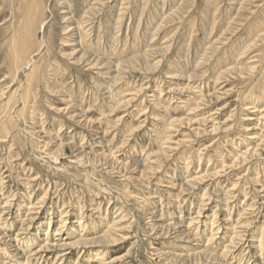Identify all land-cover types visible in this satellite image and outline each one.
Returning a JSON list of instances; mask_svg holds the SVG:
<instances>
[{"label":"rangeland","instance_id":"obj_1","mask_svg":"<svg viewBox=\"0 0 264 264\" xmlns=\"http://www.w3.org/2000/svg\"><path fill=\"white\" fill-rule=\"evenodd\" d=\"M0 220V264H264V0H0Z\"/></svg>","mask_w":264,"mask_h":264},{"label":"bare ground","instance_id":"obj_2","mask_svg":"<svg viewBox=\"0 0 264 264\" xmlns=\"http://www.w3.org/2000/svg\"><path fill=\"white\" fill-rule=\"evenodd\" d=\"M40 2V1H39ZM29 3V2H28ZM20 4H22V3H20ZM44 6V5H43ZM28 7H30V6H28ZM31 8V7H30ZM25 9H26V7H25ZM32 9H34V12H31V14H28L27 13V15L25 16L26 17V19H25V21H24V23L21 25V27L19 28V33L21 34V33H23L24 31L25 32H27V31H30V26H31V24H32V22L36 19V17H37V13L39 14L40 13V7H39V5H38V2H36L35 3V6H34V8H32ZM28 10V9H27ZM33 11V10H32ZM28 12V11H27ZM44 14V13H43ZM35 15V16H34ZM37 20V19H36ZM43 20V19H42ZM43 22V21H42ZM42 26V25H41ZM35 27V26H34ZM38 28V27H37ZM37 31V30H36ZM32 33H34V32H32ZM18 36V35H17ZM22 36V35H21ZM28 36H29V34H28ZM48 38H50V37H48ZM22 39H24L23 37H21V41H22ZM20 41V42H21ZM34 42V41H33ZM32 42V43H33ZM49 42V41H48ZM27 43V42H26ZM35 44V43H34ZM51 44V43H50ZM19 45H20V43L18 42V43H16L15 44V48L16 47H19ZM36 49V48H35ZM17 50H19V49H16L15 50V52H17ZM25 50V49H24ZM18 53V52H17ZM16 53V54H17ZM20 53H21V51H20ZM22 55V54H21ZM15 56V55H14ZM23 57V56H22ZM22 57H20V58H22ZM17 59H19V58H17ZM28 59V58H27ZM26 59V60H27ZM32 65V64H31ZM35 70V69H34ZM30 74V73H29ZM34 76H35V74H33ZM32 79H33V76L31 77ZM30 78V79H31ZM32 79H31V82H32ZM33 81H34V79H33ZM31 84V83H30ZM28 91V90H27ZM29 95V94H28ZM27 97V96H26ZM24 99V98H23ZM26 100V98L24 99V101ZM28 100V99H27ZM23 101V102H24ZM9 104V103H8ZM25 105V104H24ZM27 106V105H26ZM9 128V127H8ZM258 200V199H257ZM10 202V201H9ZM9 210V209H8ZM4 214V213H3ZM3 216V215H2ZM13 216H15V215H13ZM26 217V216H25ZM34 217V216H33ZM9 218V217H8ZM30 220V219H29ZM0 221H2V220H0ZM61 224V223H60ZM0 240H1V237H0ZM80 243H84V244H89V243H94V241L93 242H89V241H86V240H84V239H81L80 241H76V242H72V243H68L67 245H64L63 247H61L60 248V250H63V251H65V250H69L70 248H74L75 246H77L78 244H80ZM18 245V244H17ZM235 253V252H234ZM64 254H66V253H64ZM63 255V254H62ZM66 256V255H65Z\"/></svg>","mask_w":264,"mask_h":264}]
</instances>
